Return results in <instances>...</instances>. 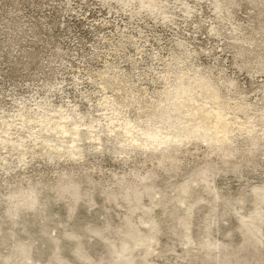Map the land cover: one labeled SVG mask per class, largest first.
Here are the masks:
<instances>
[{
    "label": "rangeland",
    "instance_id": "1",
    "mask_svg": "<svg viewBox=\"0 0 264 264\" xmlns=\"http://www.w3.org/2000/svg\"><path fill=\"white\" fill-rule=\"evenodd\" d=\"M0 264H264V0H0Z\"/></svg>",
    "mask_w": 264,
    "mask_h": 264
}]
</instances>
